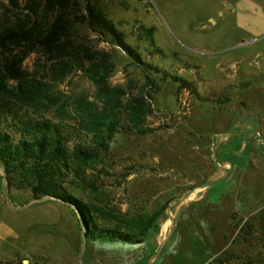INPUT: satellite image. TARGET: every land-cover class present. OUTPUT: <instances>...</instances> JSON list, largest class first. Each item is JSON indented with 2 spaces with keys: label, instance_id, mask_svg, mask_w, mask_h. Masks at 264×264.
<instances>
[{
  "label": "rangeland",
  "instance_id": "obj_1",
  "mask_svg": "<svg viewBox=\"0 0 264 264\" xmlns=\"http://www.w3.org/2000/svg\"><path fill=\"white\" fill-rule=\"evenodd\" d=\"M239 5L249 10L242 21ZM95 14L140 64L101 31ZM59 17L70 29L61 55L34 40L0 46V96L13 106L0 127L14 140L26 133L19 120L48 122L69 153L99 152L63 185L99 228L166 225L155 245L87 243L77 211L52 199L32 203L29 191L8 187L0 172V264H216L224 251L245 252L232 240L245 222L264 216V36H252L264 32V0H0V36H43ZM80 48L96 61L77 60ZM9 64L18 66V81L6 79ZM247 78L250 87L237 91ZM142 92L151 112L146 133L137 135L112 102L126 105ZM111 103L121 113L118 133L102 152L97 136ZM239 141L250 145L244 163L234 157Z\"/></svg>",
  "mask_w": 264,
  "mask_h": 264
},
{
  "label": "trees",
  "instance_id": "obj_2",
  "mask_svg": "<svg viewBox=\"0 0 264 264\" xmlns=\"http://www.w3.org/2000/svg\"><path fill=\"white\" fill-rule=\"evenodd\" d=\"M94 18L101 31L111 34L122 51L140 64L138 56L122 42L114 28L101 16L95 14ZM69 36L70 29L67 22L59 17L50 25L49 30L43 36L22 30L9 31L0 36V46L6 44L25 45L34 40L48 55H61L66 51L65 41H68ZM76 58L79 61L95 62L98 56L91 53L87 48H80ZM98 63L97 71L102 74L107 72L106 61L102 58ZM4 73L7 76L6 79L11 81H18L22 76L18 66L13 64L6 66ZM251 82L252 80L247 78L235 88L237 91L248 89ZM2 84L3 81L0 82V85ZM1 93L3 92L0 89ZM195 98L200 101L197 94H195ZM15 99L21 102L18 97ZM114 101L112 103L124 111L130 132L144 135L146 132L142 128L145 118L151 112L150 103H148L151 101L150 95L142 92L126 105H122L118 97H115ZM112 103L109 106L111 109L110 121L107 122L104 131L97 136V149L102 152L106 150L113 136L118 133V118L121 113L112 106ZM245 106L244 103L237 104V108L243 109ZM9 108H13V106L4 101L3 96H0V121L5 112L9 111ZM19 124H22L24 129L22 133H26L14 140L7 131L0 127V167L4 169L8 187L29 191L32 201L52 199L55 201L54 203L60 204L71 212L77 211L85 228L84 236L87 243L116 244L127 248H141L154 238L158 233L159 223L153 225L151 220L144 224L146 228L138 229L137 232H135V228L129 233L99 228L92 218L90 209L82 206L78 200L71 196L69 190L63 188L64 180L69 173L77 176L96 163L95 160L99 153L97 150L88 151L79 147L69 153L57 126L48 122L33 120L24 122L19 120ZM235 241H240L246 246V251L240 253L239 256H236L231 250L224 251L216 264H264V216L260 217L257 225L245 222L232 240V244Z\"/></svg>",
  "mask_w": 264,
  "mask_h": 264
},
{
  "label": "crops",
  "instance_id": "obj_3",
  "mask_svg": "<svg viewBox=\"0 0 264 264\" xmlns=\"http://www.w3.org/2000/svg\"><path fill=\"white\" fill-rule=\"evenodd\" d=\"M248 2V1H247ZM250 5H251V7L255 10V8L257 9V5L256 4H253V3H250V2H248ZM237 9H238V13L240 12L242 15H239V20L240 21H242L243 19H242V17H244L245 18V16H243V15H247V13L249 12V10H244V8H243V6H238L237 7ZM260 9V8H259ZM234 11V10H233ZM234 12H236V11H234ZM246 19V18H245ZM254 35V36H253ZM252 36L254 37V38H260V37H262V36H264V32H261V34H258V33H256V34H252ZM243 136L244 137H247V135H244V133H243ZM239 140V139H238ZM234 145V157L236 158V162L237 163H244V161H242V160H245V159H243V157H245L246 155L248 156V147H250V145L249 144H247L246 142H238V144L236 143V144H233ZM165 221H162L160 224H159V230H158V233L154 236V238L151 240V242L153 243V245H155V243H159V241L157 240V238H159V237H162L163 236V228L165 227ZM162 228V229H161ZM165 231V230H164Z\"/></svg>",
  "mask_w": 264,
  "mask_h": 264
},
{
  "label": "water",
  "instance_id": "obj_4",
  "mask_svg": "<svg viewBox=\"0 0 264 264\" xmlns=\"http://www.w3.org/2000/svg\"><path fill=\"white\" fill-rule=\"evenodd\" d=\"M1 174L3 177H5V173H4V169H1L0 170ZM41 200H36V201H33L32 203H38L40 202ZM85 240L84 236H83V241ZM80 264H83L81 261H80Z\"/></svg>",
  "mask_w": 264,
  "mask_h": 264
}]
</instances>
